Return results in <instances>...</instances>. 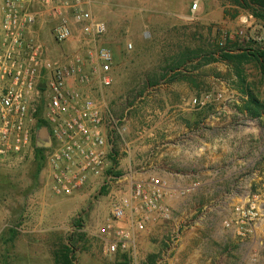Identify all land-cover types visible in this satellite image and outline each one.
Returning <instances> with one entry per match:
<instances>
[{
	"label": "rangeland",
	"instance_id": "374dc122",
	"mask_svg": "<svg viewBox=\"0 0 264 264\" xmlns=\"http://www.w3.org/2000/svg\"><path fill=\"white\" fill-rule=\"evenodd\" d=\"M194 1L151 0L154 9L137 12L132 7H141L138 0L131 2V11L119 0L86 5L106 23L101 42L114 56L112 85L87 88L107 112L108 182L61 197L50 189L46 161L40 162L35 152L24 161L0 160V264H55L54 247L75 228V264H264V114L247 107L251 105L245 92L248 87L264 102V74L257 63L246 62L238 75L232 64L206 62L202 55L180 69L178 79L166 77L144 89L146 74L187 48L197 53L223 47L226 32L231 38L225 46L258 44L240 35L241 29L251 33L242 15L262 24L249 9L231 0H198L192 11ZM56 18L45 16L39 37L51 56L62 57L86 40L74 24L73 38L58 42L52 32ZM208 93L204 104L194 103ZM176 102L180 106L175 107ZM42 112L39 108L40 116ZM174 115L177 123L168 131L165 126L144 139L151 124ZM145 172L161 178L165 174L171 189L197 185L168 200L170 219L137 228L132 248L108 253L106 239L112 236L98 230L108 220L110 195L128 180H137L132 175ZM253 193L262 200L261 220L255 235L241 239L225 221L233 217L236 204ZM124 223L129 225L128 220Z\"/></svg>",
	"mask_w": 264,
	"mask_h": 264
},
{
	"label": "built area",
	"instance_id": "2783aa9c",
	"mask_svg": "<svg viewBox=\"0 0 264 264\" xmlns=\"http://www.w3.org/2000/svg\"><path fill=\"white\" fill-rule=\"evenodd\" d=\"M97 1L1 0L0 3V160L24 161L32 155L36 124L45 120L53 139V146L44 152L48 185L61 197L108 182L105 173L110 167L111 143L107 112L87 89L109 87L114 80L113 52L101 42L107 25L84 6ZM198 5L195 0L192 11ZM45 14L57 17L52 32L58 42L70 41L74 36L73 25L77 24L85 43L62 57L51 56L44 42L33 33ZM240 19L251 31L241 29L240 35L262 44L264 24H256L246 14ZM222 38L220 45L224 47L231 35L226 32ZM210 97L205 94L202 101L195 98L194 103L204 104ZM39 108H43L42 116ZM196 185L171 189L163 178L149 174L132 183L130 179L123 189L113 191L108 220L98 230L101 235L112 236L106 239V251L115 253L132 248L137 228L170 219L168 200ZM262 209L260 194L248 195L236 204L233 217L225 225L241 239L253 236ZM125 220L129 225H125Z\"/></svg>",
	"mask_w": 264,
	"mask_h": 264
},
{
	"label": "trees",
	"instance_id": "16d2710c",
	"mask_svg": "<svg viewBox=\"0 0 264 264\" xmlns=\"http://www.w3.org/2000/svg\"><path fill=\"white\" fill-rule=\"evenodd\" d=\"M237 6L249 9L251 14L255 15L257 18H264V0H231ZM251 43V42H248ZM247 43V44H248ZM203 55V56H202ZM205 58L206 62H212L217 60L226 61L235 67L238 75L242 74L243 65L246 62L255 61L259 67L261 73L264 74V46L258 44H248L244 47H231L229 45L224 47H219L214 51L206 52L200 50L197 53L193 51L185 50L180 56L166 61V63L146 74L144 80V89L148 87L155 86L163 78H169L170 80H176L181 76L180 69L185 68L188 64L192 63L195 59L200 57ZM249 97L250 105L247 106L249 109L256 111L254 114H264V102L259 100L254 96L252 91L247 87L246 91ZM143 91L140 93L142 94ZM252 107V108H250ZM37 128L41 125H48V122L41 119L37 122ZM46 148L34 147V152L40 162L44 161V152ZM39 162V163H40ZM41 165V164H40ZM41 168V166L39 167ZM111 172V170H109ZM81 226V224H77ZM15 232L14 230H12ZM77 228L70 237L60 239L58 244L54 247L52 253L54 257L55 264H75L76 259V236L79 234L76 232ZM15 239V234L10 236V240ZM126 256V255H125Z\"/></svg>",
	"mask_w": 264,
	"mask_h": 264
},
{
	"label": "crops",
	"instance_id": "0c3cea01",
	"mask_svg": "<svg viewBox=\"0 0 264 264\" xmlns=\"http://www.w3.org/2000/svg\"><path fill=\"white\" fill-rule=\"evenodd\" d=\"M103 3H105V4H109V3H111V4H114V3H112L113 2V0H101ZM120 2H123V3H125L126 5H125V7L129 10V11H131V2H133V0H119ZM135 1V0H134ZM138 2L140 3V2H143V4H141V7H138V6H133L132 7V9H133V11H139V10H142V9H151V7H152V5L150 6V2H151V0H138ZM134 3H136V2H134ZM120 3L119 2H117L116 3V5H119ZM84 6H86V4H84ZM152 9H154V7H152ZM43 12V14H44V11H42ZM46 12V11H45ZM48 14H45L44 16H42V17H40V21L34 26V28H33V33L36 35V36H38L39 37V34H40V31H39V27L40 26H42V25H44L45 23H47L46 22V20H45V16H47ZM56 17V16H55ZM260 21H261V23H263L264 24V18H258ZM175 89L176 90H179L180 91V86H179V88H178V85H176L175 84ZM181 102V101H180ZM178 103V102H176L175 103V107H178V106H180L179 104H181V103ZM177 110V109H176ZM176 117H177V115H174V117H172V119L171 120H166V119H162V120H164V122H160V123H158V124H160L159 126H158V124H154V125H150L149 127V129H147V130H145L144 131V134L143 135H145V138L144 139H146L147 137H149V138H152V136L153 135H157V133H159V130H156V129H160V128H163V130H164V128H165V126H167V129H165V131H168L169 129H170V127H171V125H173V124H176L177 123V121H176ZM157 127V128H156ZM146 128V127H145ZM161 133V132H160ZM148 138V139H149ZM167 138H168V136H167ZM144 146L143 147H147L148 146V142H147V140H144ZM131 151H132V149H131ZM165 153H167V154H169V151L167 150V152H165ZM138 160V159H137ZM140 161V159L136 162V163H141V162H139ZM135 163V162H134ZM136 165H141V164H136ZM138 166H134V168H137ZM163 172H165V174H171V175H173L171 172H167L166 170H163ZM165 174H162L163 175V178L164 179H168V177L167 176H164ZM148 174H147V172H145L144 174H142L141 176H136V175H132L135 179H139V178H142V177H145V176H147ZM169 180V179H168ZM132 181H133V179L131 180V183H132Z\"/></svg>",
	"mask_w": 264,
	"mask_h": 264
},
{
	"label": "water",
	"instance_id": "95a60500",
	"mask_svg": "<svg viewBox=\"0 0 264 264\" xmlns=\"http://www.w3.org/2000/svg\"><path fill=\"white\" fill-rule=\"evenodd\" d=\"M35 146L39 148H50L53 139L48 125H41L35 132Z\"/></svg>",
	"mask_w": 264,
	"mask_h": 264
}]
</instances>
